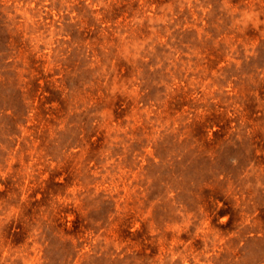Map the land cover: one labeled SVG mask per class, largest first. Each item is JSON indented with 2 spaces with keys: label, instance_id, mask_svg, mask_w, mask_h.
I'll return each mask as SVG.
<instances>
[{
  "label": "rangeland",
  "instance_id": "obj_1",
  "mask_svg": "<svg viewBox=\"0 0 264 264\" xmlns=\"http://www.w3.org/2000/svg\"><path fill=\"white\" fill-rule=\"evenodd\" d=\"M0 264H264V0H0Z\"/></svg>",
  "mask_w": 264,
  "mask_h": 264
},
{
  "label": "trees",
  "instance_id": "obj_2",
  "mask_svg": "<svg viewBox=\"0 0 264 264\" xmlns=\"http://www.w3.org/2000/svg\"><path fill=\"white\" fill-rule=\"evenodd\" d=\"M218 126V128H215L213 130V133L217 135V130L223 128V126L221 124H216ZM261 129V128H259ZM259 129L256 130V133L259 131ZM219 131V132H220ZM237 132H235V138L237 139ZM215 135V137H216ZM250 143L246 144V146L244 147L245 150H247V148L249 149V153L250 151ZM253 151V149H252ZM244 162V161H243ZM241 162V164L243 165L244 163ZM233 174V172H232ZM231 173L229 174L230 178L234 177ZM236 178V177H234ZM218 190H221L220 188H216L215 191H217L218 193H220ZM219 200L222 201V205L217 209L216 215L217 216H222V215H228V219L226 221H224L225 225H228L229 223H231L233 220H235L238 216V213L242 210V207L246 206L248 207V209H250V207H252V205L250 204H245V205H235L234 202L231 203V201L227 200L225 197L219 196L218 198Z\"/></svg>",
  "mask_w": 264,
  "mask_h": 264
}]
</instances>
